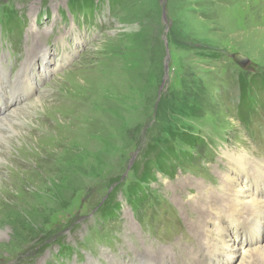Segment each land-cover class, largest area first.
Listing matches in <instances>:
<instances>
[{"label": "rangeland", "instance_id": "rangeland-1", "mask_svg": "<svg viewBox=\"0 0 264 264\" xmlns=\"http://www.w3.org/2000/svg\"><path fill=\"white\" fill-rule=\"evenodd\" d=\"M253 77L264 81V0H0V116L42 100L18 125L28 143H5L14 159L0 165V264L206 257L192 252L202 248L191 223L223 193L227 157L264 162L260 93L238 112ZM183 131L204 143L186 144ZM167 140L173 164L141 182L134 162ZM227 224L245 240L228 251L244 254L255 226Z\"/></svg>", "mask_w": 264, "mask_h": 264}, {"label": "bare ground", "instance_id": "bare-ground-1", "mask_svg": "<svg viewBox=\"0 0 264 264\" xmlns=\"http://www.w3.org/2000/svg\"><path fill=\"white\" fill-rule=\"evenodd\" d=\"M28 65L29 63H26V67L22 68L21 70L23 73L22 75L26 77H29L32 74V71H30L31 69L28 67ZM39 103H42L41 99H37V101H34L29 105H19L8 112L6 116H0V165L8 161L7 158L9 156L10 159H14V157L10 155L11 152H7L5 147V143L14 145L13 143L15 142L12 143L11 141L12 137L13 140L17 139L24 142L25 144L28 143L30 137H26V139H28L26 143L22 137L23 132L19 130L18 125H22L23 122L21 120L22 118L26 117L25 113L31 111V105L35 106L36 108ZM6 131H8V133ZM6 152L9 154L8 157H4ZM227 158L230 162H232L233 168L227 174L223 175V179L226 178L222 183L223 193L219 197L218 201L215 200L214 196L208 199L207 204H204L199 209L200 216L197 217L195 222L191 223V227L195 232L194 237L197 239L199 244L198 248H202V251L206 257H200V255H198L188 258L197 259L195 262H192L193 264H213V261L217 255H226L230 256L231 259L224 262L223 264H264V237L260 232L262 229V224H264V194L258 195L260 186L264 181V162H256L252 155H250L248 152H242L241 156L231 153ZM240 177L253 180L255 184L254 187L250 188L249 184H243ZM244 181L245 183L248 182L247 180ZM5 182L6 180L0 175V184H6ZM255 212L256 214H254ZM247 219L250 220L255 226L256 234L254 235L253 231L249 233L251 240L247 238L249 243L247 245L248 248H246L244 251V254L231 255V251L228 250L234 248V246H237L238 243H242L243 245L245 240L243 242L238 238L237 241V237H231L232 231L231 229L227 230V223L231 222L233 225H236L239 230H242L243 223ZM232 250L235 251V249ZM197 252L198 251L195 250L194 255H196ZM172 254L173 253L170 255ZM180 254L183 255L182 252H180ZM176 257H178V254H176ZM145 258L146 259H142L141 261L134 260L135 262L133 264L156 263H154V260L151 258ZM92 264L97 263H95L92 259ZM110 264L119 263L115 257H112Z\"/></svg>", "mask_w": 264, "mask_h": 264}, {"label": "trees", "instance_id": "trees-1", "mask_svg": "<svg viewBox=\"0 0 264 264\" xmlns=\"http://www.w3.org/2000/svg\"><path fill=\"white\" fill-rule=\"evenodd\" d=\"M88 5H94V3L97 0H84ZM111 3L117 4L118 2L122 0H110ZM98 4V2H97ZM6 13H11L9 9L5 8ZM9 24H16V17L14 16V20L11 17L8 20ZM257 77L251 78L249 82H242L241 84V98H240V106H238V112L247 113L248 108L253 105V102L251 101V94L253 93V90L256 91L259 94V98H261L262 103L264 101V81L257 83ZM252 87V88H251ZM258 97V96H257ZM180 135H184L187 138H189V141L186 142L190 146H197L198 144H203L204 141L199 136L191 134L189 132H181ZM165 141V149L163 148L162 144H151L148 146L147 150L145 151L142 159L136 160L133 164V169L136 174V176L139 178V180L149 182L153 179H155V174L158 171L161 170L163 172V169H167L168 166L172 165L170 160L171 156H177L176 150L173 148V145ZM159 168V169H157ZM117 184H122V181L115 180ZM118 186V185H117ZM135 186H138V184H135ZM134 190V189H133ZM147 195V194H146ZM145 193L142 191V193H135L133 192L132 196L134 200V204L136 205L137 201H142L143 196H146Z\"/></svg>", "mask_w": 264, "mask_h": 264}, {"label": "water", "instance_id": "water-1", "mask_svg": "<svg viewBox=\"0 0 264 264\" xmlns=\"http://www.w3.org/2000/svg\"><path fill=\"white\" fill-rule=\"evenodd\" d=\"M234 59L243 67L247 64V58L239 53L234 54Z\"/></svg>", "mask_w": 264, "mask_h": 264}]
</instances>
